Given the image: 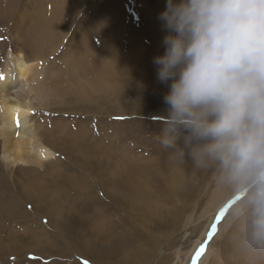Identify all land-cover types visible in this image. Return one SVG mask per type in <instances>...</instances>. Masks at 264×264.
<instances>
[{
  "label": "bare ground",
  "instance_id": "1",
  "mask_svg": "<svg viewBox=\"0 0 264 264\" xmlns=\"http://www.w3.org/2000/svg\"><path fill=\"white\" fill-rule=\"evenodd\" d=\"M25 1L0 0L1 30L7 28L14 37L24 30L30 34L16 38L21 49L0 72L1 152L9 162V171L0 163L6 188L0 195V256L42 245L47 254L62 259L52 264H66L64 259L82 264L80 257L90 264H160L187 235L178 233L173 212L183 210L178 202L203 189L204 173L195 172L190 162H179L158 142L138 154L122 141V130L116 132L122 128L119 123L113 122V131L97 132L80 119L42 118L39 111L47 107L106 118L162 116L141 99L164 104L167 88L157 83L152 59L163 52L165 33L158 16L166 0H152V8L143 13L133 8L131 16L125 4L134 0H98L97 13L90 18L81 16L87 7L83 0H34L38 8L28 23L27 14L19 13ZM73 19L80 24L75 42L64 40ZM63 41L70 47L66 62L53 69V77H44L30 57L49 56ZM143 110L153 115L138 112ZM89 141H98L104 153L91 144L84 148ZM56 155H65L68 162ZM216 241L222 259L250 264L249 257L234 250L229 234L221 233Z\"/></svg>",
  "mask_w": 264,
  "mask_h": 264
},
{
  "label": "clouds",
  "instance_id": "2",
  "mask_svg": "<svg viewBox=\"0 0 264 264\" xmlns=\"http://www.w3.org/2000/svg\"><path fill=\"white\" fill-rule=\"evenodd\" d=\"M160 146L210 174L234 250L264 259V0H166Z\"/></svg>",
  "mask_w": 264,
  "mask_h": 264
},
{
  "label": "rangeland",
  "instance_id": "3",
  "mask_svg": "<svg viewBox=\"0 0 264 264\" xmlns=\"http://www.w3.org/2000/svg\"><path fill=\"white\" fill-rule=\"evenodd\" d=\"M41 1L42 0H36L37 3ZM44 1L46 3L47 0H44ZM130 1L131 0H129V2ZM83 2H84V6L87 5V7L85 8V11L82 12L81 14L82 17L90 18L92 14L95 15L97 13V10L95 9L99 8L100 6V2H98V0H83ZM153 4L154 3L152 2V0H134V2L131 4L129 3L125 4L126 13L128 14V16H131L132 14L131 10H133V8L136 11H138V13L139 12L143 13V11L147 12V10L149 11L152 8L151 6ZM41 5H43V3ZM37 8H38V5H36L34 0H27L24 2L22 7L19 9V13L20 14L23 13L25 15L27 14L25 16V20L27 21L26 23H28L29 21L32 20L33 16L36 14ZM39 11L40 10L37 11V15L39 14ZM94 19H95V16H94ZM79 25L80 24L78 22V19L76 20L73 19L72 24L70 26L71 28L68 31L69 35L67 32L66 36L68 35V37L65 36L66 38H64V40L67 39L68 41H72L73 39L72 42H75L78 36L74 38L73 36L80 31ZM28 29L30 30L29 27ZM26 31L27 30H24L22 33L19 34V36L15 35L14 37V35L9 34V30L7 28L3 29L2 31L1 26H0V72L1 70H3V68L7 64L10 65V56L15 54L17 50L21 49L20 46H18L17 44L16 45L14 44V41H16V38L22 39V38H27L28 36L30 37V34ZM24 34L26 36H24ZM63 43L64 41L61 44H59L56 52L54 51L49 56L47 53H45V57L43 56L44 54H40L39 56L32 55V57H30L32 60L31 64L37 65L41 69V71L44 73L45 75L44 77H53L52 76L54 75L53 69L57 68L59 63L64 64L66 62V58L68 54L66 55L65 53L69 51L70 47L67 46L65 43L64 44ZM25 54L27 53L25 52ZM56 79L61 84L60 78L57 77ZM141 100L144 103V105H149L150 107H152L154 112L157 111V114H163L166 109V108L161 107V105L164 106V104L162 103L152 102L151 100L147 98H143ZM37 108H35L34 110H36ZM40 109L41 110L39 111V114L41 115L42 118L44 116L46 117L50 116L53 120H60V121H66V122H70L75 119H80L81 124H87V125L90 124L91 126L94 125V128L92 129V131H97V132L102 131V130H105L107 132L113 131V122L119 123V127H122V128L117 129L116 132L119 133L122 130V134H123L122 141L126 145L133 147L138 152V154L143 153L148 144H154V142L155 143L157 142L155 137H156V134L158 133V130H160V127H161V119H160L161 116H157V118L156 117L151 118L150 116L142 117V116L132 115L130 117H123V118H115V117L106 118L101 115H95L97 117H94V115L84 114L81 112L79 113L76 111H72L70 112L71 115H68L62 112H52L47 107H41ZM159 110L160 111L162 110L163 112L162 111L160 112ZM138 112L142 114L145 113L146 115H153L151 114L153 112L148 113L144 110L142 112L140 111ZM130 113H133V112H130ZM79 114H82V115H79ZM87 125L86 127L89 128ZM92 143L91 141H89L85 143L83 147L85 148L87 147V144L88 145L91 144L93 148L97 150L99 149V151L104 153L105 150L100 147V143L98 141L97 143H95V145ZM0 145H1L0 163L2 162L4 167L7 168V170L9 171V167L6 166V163H9V162L8 160L4 159L3 153L1 152L2 147H3L2 138H0ZM66 147L73 149L70 143H67ZM56 157L58 160H61V162H68V160H66L65 155L60 156V157L56 155ZM63 165L68 167L67 164H63ZM201 178H202V183H203V189L199 193H197L196 196H194L192 199L178 202L177 205L182 207L183 210L178 211V209H175L173 212L174 215H176L175 221H177L179 224L178 233H183L187 231V235L185 238L182 239L181 242H177L178 245L176 244V247H174V249H172L171 252L170 251L168 252V255L170 256L166 257L165 255L164 257L165 260L162 259L160 264H213L216 261V259L220 257L219 254H220L221 245L219 244V242L217 241L215 242V237H219L221 233H222V236H225L228 234L227 230L223 227L226 214L224 218L222 219V221L217 225V233L215 234L213 239L207 240V235L211 231V227L213 223H215V217L218 214L217 212L214 211L215 204L212 202L213 199L217 197L218 193H217L216 186L214 184V180L210 174L204 173ZM4 191L6 192V188L4 185L2 174L0 173V195H2ZM102 195L103 194L100 193L101 197ZM217 199L219 198L217 197ZM78 204H79L78 208L82 209L83 206L80 203ZM26 208L28 209L31 208V204L27 205ZM131 212L133 213V211ZM76 218L78 220L83 219L80 216H76ZM136 219L138 218L136 217ZM136 223L142 226L141 223L139 222H136ZM200 226L202 228L201 231H199ZM222 240L225 241L226 239L223 237ZM202 244H205V251L201 254L199 258H196L195 254L199 250ZM31 247L32 248L30 247H26L24 249L21 248L20 252H15L16 254L19 253L20 255L13 254L12 252V253H9V254L7 253L5 255L0 256V264H52V262H55L56 260L57 262L62 260L56 256L54 257V255L51 253L47 254V252H45L43 249L46 247H43L42 245H34ZM2 250H3V247L1 245L0 252H2ZM28 252H33V253H28ZM159 253L167 254L164 251H160ZM1 254L3 253H0V255ZM2 257L5 259H3ZM83 259H84L83 257H80L79 259V262L82 264H84V262L87 261L86 259L84 260ZM64 261H66V264H71L73 262L72 260H69V259H64ZM87 264H90V263L87 261ZM218 264H234V261L232 260L229 263L228 259H222L220 257V263Z\"/></svg>",
  "mask_w": 264,
  "mask_h": 264
},
{
  "label": "snow or ice",
  "instance_id": "4",
  "mask_svg": "<svg viewBox=\"0 0 264 264\" xmlns=\"http://www.w3.org/2000/svg\"><path fill=\"white\" fill-rule=\"evenodd\" d=\"M0 79H3L2 76H0ZM227 209L222 210L217 214L215 217V223H213L211 227V231L207 235V240H212L215 234L217 233V225L222 221L226 214ZM205 251V244H202L199 248V250L196 252L195 256L196 258H199L201 254ZM84 264H87V261L84 262Z\"/></svg>",
  "mask_w": 264,
  "mask_h": 264
}]
</instances>
